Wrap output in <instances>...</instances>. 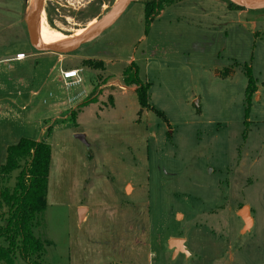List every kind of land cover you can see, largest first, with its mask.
I'll list each match as a JSON object with an SVG mask.
<instances>
[{
  "label": "rangeland",
  "instance_id": "obj_1",
  "mask_svg": "<svg viewBox=\"0 0 264 264\" xmlns=\"http://www.w3.org/2000/svg\"><path fill=\"white\" fill-rule=\"evenodd\" d=\"M144 1L131 2L100 35L57 61L33 55L40 51L21 16L24 8L30 16L34 2L0 0V59L10 58L0 61V165L21 137L51 147L46 206L34 229L50 242L42 258L264 264V8L176 0L145 33ZM118 2L45 0L43 20L71 36ZM37 35L49 40L38 29ZM18 51L23 64L11 59ZM83 59L105 68L85 67ZM130 62L167 121L141 109L137 86L123 83ZM69 68L78 69L77 77L63 79L59 70ZM248 69L256 86L249 104ZM26 86L39 93L29 98ZM101 88L73 117L71 109ZM17 171L0 174V189L13 186ZM244 205L253 220L247 232L237 215ZM171 238H182L185 251L175 254ZM15 263L25 264L18 256Z\"/></svg>",
  "mask_w": 264,
  "mask_h": 264
},
{
  "label": "trees",
  "instance_id": "obj_2",
  "mask_svg": "<svg viewBox=\"0 0 264 264\" xmlns=\"http://www.w3.org/2000/svg\"><path fill=\"white\" fill-rule=\"evenodd\" d=\"M174 1L176 0H145L143 2L145 33L148 32L153 19L160 14L163 7ZM81 64L91 69L104 70L105 68L100 60L83 59ZM122 80L126 86H137L135 94L141 109H152L156 115L167 121L163 112L150 105V83L142 82L134 62H130L124 68ZM96 91L92 90L71 109L73 117L83 107L97 100L102 88ZM255 91L254 78L248 69L245 88L248 104ZM94 92L96 93L93 94ZM50 157L51 147L44 140L21 137L15 144L8 145L6 148V158L0 165V174L9 176L13 171H18L13 186L0 189V207L5 208L4 214L0 215V221H2L0 222V264H16V256L25 264H46L42 256L45 252V243L50 242L36 236L34 229L41 224V216L46 206Z\"/></svg>",
  "mask_w": 264,
  "mask_h": 264
},
{
  "label": "water",
  "instance_id": "obj_3",
  "mask_svg": "<svg viewBox=\"0 0 264 264\" xmlns=\"http://www.w3.org/2000/svg\"><path fill=\"white\" fill-rule=\"evenodd\" d=\"M44 1L45 0H35L31 14L30 16H26V28L28 33V39L33 48H35L37 51L43 52H54V53H68L75 49H77L80 45L89 42L96 38L98 35H100L105 29L110 27L124 12V10L127 8V6L133 2L134 0H119L117 5L114 7V9L103 19L97 22L95 26L92 28V30L89 32V34L85 36H79V37H71L66 41L53 44V45H45L41 43V41L38 38L37 35V28L39 26V22L41 19V15L43 13L44 8ZM229 3L234 4L235 6H238L240 8L245 9H262L264 8V0H258V2H244L240 0H226ZM75 137L82 140H84L83 134H75ZM237 215L242 219L243 221V232H247L252 224V218L250 215V209L247 205H244L239 208ZM184 240L182 238H171L169 240V248L173 249L174 253H178L179 251H185Z\"/></svg>",
  "mask_w": 264,
  "mask_h": 264
},
{
  "label": "crops",
  "instance_id": "obj_4",
  "mask_svg": "<svg viewBox=\"0 0 264 264\" xmlns=\"http://www.w3.org/2000/svg\"><path fill=\"white\" fill-rule=\"evenodd\" d=\"M5 10L7 11V12H12L13 10L12 9H10V8H5ZM12 10V11H11ZM14 12V11H13ZM26 8H24L23 9V12H22V16H21V19L23 20V22H25L26 21ZM25 24H26V22H25ZM39 38V40L41 41V43H43V44H45V45H53L54 43L55 44H57L56 42H53V41H51V40H47L46 38V40L44 39V38H42V37H38ZM21 51H18V52H16V54L17 53H20ZM15 54V55H16ZM15 55L11 58L12 59V61L13 62H16V63H25L24 61H25V59H26V57L23 59V60H16L15 59ZM34 56H36V57H38V58H42V59H56L57 61H61V60H63L64 59V55L63 54H60V53H54V52H48V51H43V52H36L35 54H33ZM10 58H6V59H0V61L2 62V61H4V60H6L5 62H7L8 60H9ZM105 66V65H104ZM70 69H76L77 70V74H78V69L77 68H69V69H66V70H70ZM63 71H65V70H59V72L61 73V77H62V72ZM6 72V71H5ZM63 78V77H62ZM4 79L5 80H7L8 81V79H10L9 78V76L8 77H4ZM64 79V78H63ZM11 80V79H10ZM78 79H75V80H72L71 82L72 83H74V82H76ZM0 85H1V83H0ZM42 85H44V84H42ZM27 91H26V93H27V96L29 97V98H32V97H34L35 95H37L38 93H39V91L37 90V89H32V87L30 86V87H27L26 86V88H25ZM2 109V106H0V110ZM84 212H83V215L81 216V220H80V222H82V221H84L85 219H86V216H87V209L84 207ZM252 224H253V220H252ZM252 224H251V227H252ZM250 227V228H251ZM242 228H243V225H242ZM242 228H241V232H242Z\"/></svg>",
  "mask_w": 264,
  "mask_h": 264
},
{
  "label": "bare ground",
  "instance_id": "obj_5",
  "mask_svg": "<svg viewBox=\"0 0 264 264\" xmlns=\"http://www.w3.org/2000/svg\"><path fill=\"white\" fill-rule=\"evenodd\" d=\"M241 1V0H240ZM31 2H35V0H31ZM244 2H258V0H246ZM44 11V10H43ZM94 21V20H93ZM47 22V21H46ZM95 26V22H90L88 25H87V28L88 29H83L77 33H74L72 34L71 36L69 35H62L61 33L59 32H52L50 29L47 28V26L45 25L44 23V20H43V13L41 15V19H40V22H39V26H38V30L40 32H42L49 40L53 41V42H56V43H60V42H63V41H66L68 40L69 38L71 37H79V36H85L87 34H89V32L92 30V28ZM92 27V28H91Z\"/></svg>",
  "mask_w": 264,
  "mask_h": 264
},
{
  "label": "built area",
  "instance_id": "obj_6",
  "mask_svg": "<svg viewBox=\"0 0 264 264\" xmlns=\"http://www.w3.org/2000/svg\"><path fill=\"white\" fill-rule=\"evenodd\" d=\"M25 57H26V55L22 52L17 53L15 55L16 60H23ZM62 77L64 79L75 78V77H77V70L76 69L65 70L62 72Z\"/></svg>",
  "mask_w": 264,
  "mask_h": 264
}]
</instances>
